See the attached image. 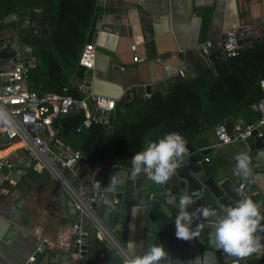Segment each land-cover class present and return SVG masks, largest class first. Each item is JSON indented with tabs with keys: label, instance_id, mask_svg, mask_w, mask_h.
<instances>
[{
	"label": "water",
	"instance_id": "obj_1",
	"mask_svg": "<svg viewBox=\"0 0 264 264\" xmlns=\"http://www.w3.org/2000/svg\"><path fill=\"white\" fill-rule=\"evenodd\" d=\"M121 1L135 4L144 8L145 13L152 14L150 10L151 0ZM222 2L223 0H204L201 4L197 0L194 2V6L198 9L193 15L198 21L199 28L204 12L206 10L211 11L212 21L222 8ZM160 5L159 17L168 19L170 13L169 8L167 9L168 2L167 5ZM52 20L53 17L45 14L40 7L26 8L3 19V24H11L12 39L10 41L16 42L19 46L20 61L15 67H24L28 70L36 67L37 62L33 49L23 43V40L28 36L33 38L36 35H49L53 26ZM115 20V17L109 14L100 15L95 24V31L120 33L122 28L115 25ZM236 39L241 45V50L248 49L253 41L264 42V23L259 29L252 27L237 28ZM197 57L203 67H212V65L225 60L227 53L218 49L209 56L197 53ZM7 71L8 67L0 68V75ZM2 81H7V76H0V83ZM84 84L86 88H82V91L89 94L88 80ZM167 86L168 84H164V87ZM156 92L165 93L166 91L160 85L136 86L127 90L117 103L119 112L124 113L125 107L130 101L150 96ZM90 105L92 106L90 118L94 122L106 124L108 133H112L115 111L111 112L108 117H103L100 111L94 108L93 102ZM78 111L77 105H73L70 111L61 115L60 118H67ZM262 130H256L252 133L248 144L242 147V151L248 150L250 153V167L253 173L250 178L258 176L264 181V129ZM29 131L32 130L29 129ZM39 136L46 139L44 133L39 134ZM0 143L7 144L8 141L5 138H0ZM186 147L188 149L186 156L189 158V162L179 165L175 175L163 185L153 184L150 179L144 177L143 173L133 177L129 171L126 175L120 176L115 183V191H110L113 194L111 208L108 206L101 220L77 211L73 201L61 189L59 191L60 205L62 207L64 205L70 206L72 212L67 211L75 217L72 224L71 244L67 251L55 254V256H51L48 252L37 253L32 264H123L127 257L123 246L126 245L127 241L132 209L143 208L146 212L153 205L162 206L167 217L165 237L156 244H162L165 248L166 255L160 264H264V248H262L261 254L256 253L243 259L231 256L219 249L210 237L214 231V219L211 217L207 219L201 217L195 221L193 228H195V224L203 225L199 236L196 238L184 241L176 237L174 219L179 198L185 192L196 193L193 197L194 203L191 206L194 210L209 207L215 209L218 214H222L225 207L235 206L238 201L245 198L238 193L237 188L240 182H234L227 178L224 169L211 162L207 157L208 150L198 151L190 142H187ZM53 151L57 155L60 154L57 149ZM62 158L66 160V156ZM25 160L28 161L27 156H25ZM17 164H13L12 169H16ZM31 167V163L28 162L27 167H22L23 171L0 172V243L6 247L9 246L8 243L16 245L19 242H26L29 245L28 252H17V255H10V259L0 258V264H26L28 258L40 246L31 236L32 219L27 218L21 206L15 204L14 200L10 198L14 188L21 183L22 177L26 176V170ZM77 168L78 166H75L73 171ZM110 170L111 163L98 161L89 168L82 179L79 180L78 177H74L70 183L87 194L92 193V186L100 173L102 174V188L105 190L109 187L106 186V183ZM251 197L261 205V212L264 214V185L258 194ZM66 200L69 202L67 203ZM95 207L96 204L92 206V210ZM261 228H264V221H261ZM256 235L264 245V230H258Z\"/></svg>",
	"mask_w": 264,
	"mask_h": 264
},
{
	"label": "crops",
	"instance_id": "obj_2",
	"mask_svg": "<svg viewBox=\"0 0 264 264\" xmlns=\"http://www.w3.org/2000/svg\"><path fill=\"white\" fill-rule=\"evenodd\" d=\"M195 1L151 0L150 10L154 16L130 2L109 1L117 9L109 15L115 17V25L122 29L120 33L95 31L91 41L96 50L94 66L91 70L83 68L84 75L81 78L72 75L71 88L85 97L100 95L117 103L127 90L136 86L160 85L167 92L171 81L180 77L181 71L185 72V77L192 78L196 75V70L203 67L197 57L198 44L208 39L215 40L228 30L240 27L259 29L264 23V0H223L222 8L212 21L210 18L209 27L204 35L202 22L199 28L198 21L193 15L198 9L194 6ZM203 1L197 0L199 4ZM99 2L101 3V0ZM160 4H166L167 9L169 8L168 19L159 17ZM9 31L10 28L0 29V68L8 67V70L20 61L19 46L16 42L10 41L12 37ZM147 45L151 48V57L147 55ZM135 56L138 57V62H133ZM86 80L89 82L87 87L90 90L89 94L82 91V88H86L84 87ZM164 84L168 86L164 87ZM90 107L92 109L91 105ZM225 123L229 131L235 126L245 125L243 120L233 118H228ZM213 130L204 131L190 143L198 151L208 150L207 157L224 169L227 178L241 182L242 179L234 175L232 168L235 165L234 157L242 151L243 146L235 143L218 146ZM29 133L34 136L33 131ZM15 147L9 143H0V155L7 154ZM25 156L23 151L14 152L10 158L12 164L19 163L17 168L4 171L7 173L23 171L22 167H27L29 162L25 160ZM89 168V164L80 165L73 173L66 171L65 175L70 180L74 177L80 180ZM129 171L131 168L111 164L106 186H110L113 179L117 182L120 176L126 175ZM26 172V176L22 177L21 183L14 188L10 198L21 206L27 218L32 219L31 236L38 242L42 252H48L51 256L61 254L67 251L71 244L75 217L67 210L72 212V208L60 205L61 189L48 174L37 173L32 167ZM252 179V188L258 194L264 181L258 176ZM97 184L100 185L99 188L96 187ZM91 192L103 196L93 210L94 216L101 220L108 208L104 203L105 197L111 204L113 203V194L102 188V174H98ZM166 232L167 217L162 206L153 205L146 212L143 208L132 209L127 241L123 246L126 256L130 255L128 248L130 241L136 242V252L142 254L150 245H156L163 239ZM8 245L6 247L0 243V258L10 259V255L29 250L26 242Z\"/></svg>",
	"mask_w": 264,
	"mask_h": 264
},
{
	"label": "trees",
	"instance_id": "obj_3",
	"mask_svg": "<svg viewBox=\"0 0 264 264\" xmlns=\"http://www.w3.org/2000/svg\"><path fill=\"white\" fill-rule=\"evenodd\" d=\"M30 7H40L52 16L53 26L47 36L23 40L33 49L37 62L27 72V90L38 96L53 93L76 101L84 99L83 94L71 88V77L84 75L79 57L84 46L92 41L97 18L117 9L109 2L103 6L99 0H0V29L11 28V24L2 23L5 17ZM210 18L211 11L207 10L201 26L204 35ZM146 51L151 57L149 45ZM261 80L264 42L253 41L234 57L212 67H199L192 78H175L166 93L156 92L130 101L124 113L116 105L112 133H108L106 124L98 122L77 132L85 119L82 110L55 119L53 127L57 138L89 158L90 167L101 161L131 168V158L142 150L146 135L158 139L177 131L187 142H193L228 118L241 119L245 125L256 123V105L262 98Z\"/></svg>",
	"mask_w": 264,
	"mask_h": 264
},
{
	"label": "built area",
	"instance_id": "obj_4",
	"mask_svg": "<svg viewBox=\"0 0 264 264\" xmlns=\"http://www.w3.org/2000/svg\"><path fill=\"white\" fill-rule=\"evenodd\" d=\"M109 1L111 0H101V4L105 6ZM236 35L237 29L228 30L215 40L208 39L198 44L197 51L203 56H209L212 52L220 49L227 53V57H234L241 50ZM95 59L94 45L86 44L80 53L79 65L91 70ZM133 62H138L137 56L133 58ZM27 72V68L13 67L0 75L7 76V81L0 83V108H3L11 118V123L0 122V138H5L9 144L16 146L6 155L0 156V171H10L13 167L10 156L17 150L23 151L28 157L32 169L37 173H46L53 178L60 189L65 191L66 196L73 201L77 211L87 216H94L92 206L101 202L102 194L94 192L87 194L80 188H75L65 175L66 171L73 173L75 166L89 164V158L57 138L53 122L61 115L67 114L73 105H77L85 115L84 121L77 129V132H80L82 128H89L94 122L90 118L91 102L103 117H108L111 112L115 111L117 102L100 95H89L80 101L53 93L38 96L26 88ZM179 75L183 78L185 72L181 71ZM259 85L262 98L256 105V110L259 113L256 123L235 126L231 131L228 130L226 123L216 125L213 133L218 146L235 143L245 147L254 131L264 129V80H261ZM29 129L34 132V136L30 135ZM41 133L45 134L46 139L39 136ZM54 149H57L60 154H55ZM244 151L249 153L248 150ZM63 156H66V160H63ZM188 162L189 158L185 156L179 165ZM143 175L146 179H150L147 174L143 173ZM152 183L155 184L153 181ZM252 183L251 178L242 179L237 188L238 193L242 197L254 196L256 193L252 188ZM193 210L191 207L190 211ZM41 252L42 249L37 248L35 253L28 258L26 264H32L36 254ZM257 254L259 255L261 252Z\"/></svg>",
	"mask_w": 264,
	"mask_h": 264
},
{
	"label": "clouds",
	"instance_id": "obj_5",
	"mask_svg": "<svg viewBox=\"0 0 264 264\" xmlns=\"http://www.w3.org/2000/svg\"><path fill=\"white\" fill-rule=\"evenodd\" d=\"M0 122L11 123L8 113L0 108ZM187 141L184 136L177 132H169L158 139H150L145 136L141 151L135 153L131 158V175L133 177L145 173L158 185L167 183L175 175L180 161L187 155ZM234 175L243 180H248L252 175L251 157L248 152L241 151L234 157ZM115 179L111 181L105 191H115ZM100 187L99 184L96 185ZM195 192H185L179 198L175 215V235L178 239L189 241L200 234L202 224H193L201 217L214 219V231L210 234L213 243L225 253L246 258L260 253L264 245L256 235L264 221L261 205L252 197L242 198L235 206L225 207L222 214L215 209L202 207L190 211L194 203ZM104 203L111 208V201L105 197ZM137 244L130 241L128 244L130 255L124 259L123 264H160L165 257V248L162 244L150 245L148 250L142 254L136 252Z\"/></svg>",
	"mask_w": 264,
	"mask_h": 264
},
{
	"label": "bare ground",
	"instance_id": "obj_6",
	"mask_svg": "<svg viewBox=\"0 0 264 264\" xmlns=\"http://www.w3.org/2000/svg\"><path fill=\"white\" fill-rule=\"evenodd\" d=\"M4 155H6V154L0 155V156H4Z\"/></svg>",
	"mask_w": 264,
	"mask_h": 264
},
{
	"label": "flooded vegetation",
	"instance_id": "obj_7",
	"mask_svg": "<svg viewBox=\"0 0 264 264\" xmlns=\"http://www.w3.org/2000/svg\"><path fill=\"white\" fill-rule=\"evenodd\" d=\"M9 32L12 33V31H9ZM28 37H29V36H28ZM28 37H27V38H28Z\"/></svg>",
	"mask_w": 264,
	"mask_h": 264
}]
</instances>
